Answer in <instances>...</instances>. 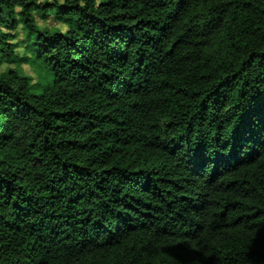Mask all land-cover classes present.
Masks as SVG:
<instances>
[{"label": "trees", "instance_id": "obj_1", "mask_svg": "<svg viewBox=\"0 0 264 264\" xmlns=\"http://www.w3.org/2000/svg\"><path fill=\"white\" fill-rule=\"evenodd\" d=\"M0 264H264V0H0Z\"/></svg>", "mask_w": 264, "mask_h": 264}, {"label": "rangeland", "instance_id": "obj_2", "mask_svg": "<svg viewBox=\"0 0 264 264\" xmlns=\"http://www.w3.org/2000/svg\"><path fill=\"white\" fill-rule=\"evenodd\" d=\"M59 1V0H57ZM64 2V0H63ZM47 20L38 17V23L41 26H50V25H54V18L53 17H48L46 18ZM24 36L22 34H20L19 39L20 40H24L23 38ZM19 53L21 54V56H26L24 47H21L18 49ZM16 68L19 69L20 71L24 72L26 75L31 76L35 82H37L38 80H40V78L43 76L44 71L41 70V68L39 67V65H36L35 63H33V57H31L30 59H27L26 61H17L14 64H4L2 66V70H5L6 68Z\"/></svg>", "mask_w": 264, "mask_h": 264}, {"label": "clouds", "instance_id": "obj_3", "mask_svg": "<svg viewBox=\"0 0 264 264\" xmlns=\"http://www.w3.org/2000/svg\"><path fill=\"white\" fill-rule=\"evenodd\" d=\"M59 2H60V3H63V0H59ZM80 4H81V6L83 7V5H84V0H80Z\"/></svg>", "mask_w": 264, "mask_h": 264}]
</instances>
